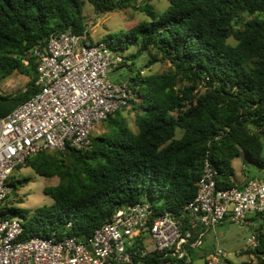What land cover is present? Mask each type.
Masks as SVG:
<instances>
[{
	"label": "trees",
	"instance_id": "obj_1",
	"mask_svg": "<svg viewBox=\"0 0 264 264\" xmlns=\"http://www.w3.org/2000/svg\"><path fill=\"white\" fill-rule=\"evenodd\" d=\"M85 1L95 14H106L134 7L137 0H0V80L15 71L29 76L23 90L0 92V116L38 91L35 49L46 46L53 34L86 30ZM167 1L160 12L150 3L138 6L148 19L105 41L123 53L135 46L119 66L129 60L132 68L145 53V68L169 65L161 72L141 69L125 81L135 94L128 107L139 111L136 131L122 108L104 119L107 129L91 135L88 148L40 150L18 165L59 179L43 188L50 204L32 211L12 205L0 212L24 219L22 237L73 234L83 240L117 209L143 201L155 216L174 212L183 229H191L193 242L203 226L190 228L183 207L196 195L204 156L216 170L217 187L243 185L232 178V161L242 153L264 169V0ZM9 182L11 194L13 175ZM255 219L262 220L253 233L257 242L245 252L264 264V210L245 220ZM148 236L145 231L134 237L128 247L131 264H192L191 256L146 250ZM185 249L191 255L194 248L187 243Z\"/></svg>",
	"mask_w": 264,
	"mask_h": 264
},
{
	"label": "built area",
	"instance_id": "obj_2",
	"mask_svg": "<svg viewBox=\"0 0 264 264\" xmlns=\"http://www.w3.org/2000/svg\"><path fill=\"white\" fill-rule=\"evenodd\" d=\"M33 55L38 91L0 116V212L14 205L5 200L12 189L9 179L27 157L40 150L88 148L93 127L128 106L135 96L126 82L113 83L108 78V71L119 66L122 55L103 41H90L87 29L80 34L70 29L53 34ZM215 175L205 155L196 195L183 207L190 228L203 226L193 242L189 240L191 229H183L174 212L165 210L155 216L143 201L117 209L83 240L73 234L61 239L22 237L24 219L7 212L0 215V264H131L128 247L145 231L152 248L189 259L185 245L201 246L209 227L225 218L241 222L264 210V179L222 188L217 187ZM256 242L252 235L247 248ZM223 256L221 249L213 250L205 264H216Z\"/></svg>",
	"mask_w": 264,
	"mask_h": 264
},
{
	"label": "rangeland",
	"instance_id": "obj_3",
	"mask_svg": "<svg viewBox=\"0 0 264 264\" xmlns=\"http://www.w3.org/2000/svg\"><path fill=\"white\" fill-rule=\"evenodd\" d=\"M145 3L153 5L154 9L158 12L164 10L169 2L167 0H137L134 2V7H128L126 9L115 10L106 14H95L92 6L85 1L83 4V14L85 16V22L87 24L86 29L89 32V39L93 43L98 41L107 42L110 40L111 35H116L119 31H126L141 20L148 19V17L137 8ZM135 49V46L129 47L124 53L119 50L117 53L122 56ZM147 54H142L134 59V64L130 68L131 62L125 60L122 66L117 69L108 71V78L113 83L125 82L130 75L139 73V70L143 69V73L149 72H161L168 69L166 63H156L151 66L150 69L145 68L147 62ZM29 76L19 73L18 71L6 76L0 80V92L3 93H15L25 88L26 82ZM139 101L138 98H136ZM139 113L136 109H129L125 106L121 110V115L127 120L128 125L133 131H136L137 125L135 123V117ZM108 127V121L103 120L93 127L92 135H99L104 133ZM181 135V130L177 129L176 137ZM232 165L235 169L234 176L232 177L236 183H240L248 178L264 179V169L257 168L254 163L248 158L245 153H242L239 157L232 161ZM27 178V182L20 185L18 180ZM13 181L15 183V192L9 194L5 200L8 202L32 211L36 207L44 204H50L52 199L50 196L43 192V188L46 186H54L59 182L57 177H44L37 174L30 166L22 165L20 168H16L13 173ZM147 200V199H146ZM148 201V200H147ZM262 222L261 219H255V221H235L229 218L223 219V221L215 226H211L207 229L201 246L194 248L191 251L192 264H205L206 255L216 249H221L224 256L222 261L216 264H256V258L245 252V248L249 245L248 239L255 232V228ZM146 250L152 248V242L150 239H146ZM136 264H144L139 261Z\"/></svg>",
	"mask_w": 264,
	"mask_h": 264
},
{
	"label": "crops",
	"instance_id": "obj_4",
	"mask_svg": "<svg viewBox=\"0 0 264 264\" xmlns=\"http://www.w3.org/2000/svg\"><path fill=\"white\" fill-rule=\"evenodd\" d=\"M246 180H247V179H245V180H243L242 182L238 183V185H242V184H244Z\"/></svg>",
	"mask_w": 264,
	"mask_h": 264
}]
</instances>
